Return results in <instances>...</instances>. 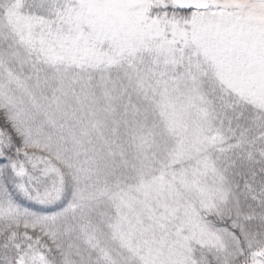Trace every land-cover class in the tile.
<instances>
[{
    "label": "snow or ice",
    "instance_id": "obj_1",
    "mask_svg": "<svg viewBox=\"0 0 264 264\" xmlns=\"http://www.w3.org/2000/svg\"><path fill=\"white\" fill-rule=\"evenodd\" d=\"M0 264H264V0H0Z\"/></svg>",
    "mask_w": 264,
    "mask_h": 264
}]
</instances>
